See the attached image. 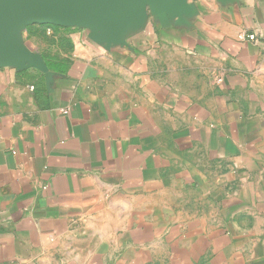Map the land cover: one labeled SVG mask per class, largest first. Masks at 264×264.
Here are the masks:
<instances>
[{
  "label": "crops",
  "instance_id": "0c3cea01",
  "mask_svg": "<svg viewBox=\"0 0 264 264\" xmlns=\"http://www.w3.org/2000/svg\"><path fill=\"white\" fill-rule=\"evenodd\" d=\"M56 27L0 68V264H264V0Z\"/></svg>",
  "mask_w": 264,
  "mask_h": 264
},
{
  "label": "water",
  "instance_id": "95a60500",
  "mask_svg": "<svg viewBox=\"0 0 264 264\" xmlns=\"http://www.w3.org/2000/svg\"><path fill=\"white\" fill-rule=\"evenodd\" d=\"M164 0H0V68L27 65L47 72L37 55L26 48L20 33L30 26L84 27L113 36L114 28L145 5ZM186 0H176L177 9Z\"/></svg>",
  "mask_w": 264,
  "mask_h": 264
},
{
  "label": "rangeland",
  "instance_id": "374dc122",
  "mask_svg": "<svg viewBox=\"0 0 264 264\" xmlns=\"http://www.w3.org/2000/svg\"><path fill=\"white\" fill-rule=\"evenodd\" d=\"M56 27V26H54ZM57 28V27H56ZM40 30L37 33L34 32V30ZM46 26H41L39 28L37 27H31L29 29H26V32L28 33V37L26 38V40L24 41L26 43V45L28 46V48H30V50L32 52H34V46L35 44H38V47L45 45L48 42V37L46 36V34L44 33L46 31ZM24 33V34H27Z\"/></svg>",
  "mask_w": 264,
  "mask_h": 264
},
{
  "label": "built area",
  "instance_id": "2783aa9c",
  "mask_svg": "<svg viewBox=\"0 0 264 264\" xmlns=\"http://www.w3.org/2000/svg\"><path fill=\"white\" fill-rule=\"evenodd\" d=\"M241 39L242 40H247V41H250V42H257V41L264 42V36H256L254 34H250V35H247V36H242Z\"/></svg>",
  "mask_w": 264,
  "mask_h": 264
},
{
  "label": "trees",
  "instance_id": "16d2710c",
  "mask_svg": "<svg viewBox=\"0 0 264 264\" xmlns=\"http://www.w3.org/2000/svg\"><path fill=\"white\" fill-rule=\"evenodd\" d=\"M31 27H33V26L27 27V29H29ZM47 66L50 70H54V71L58 70L57 66H55L54 64H51L50 62H48Z\"/></svg>",
  "mask_w": 264,
  "mask_h": 264
}]
</instances>
